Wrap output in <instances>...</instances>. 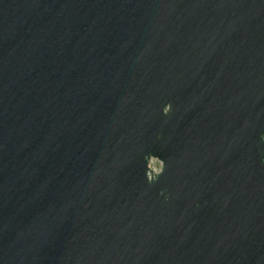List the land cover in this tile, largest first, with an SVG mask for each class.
<instances>
[{
  "label": "water",
  "instance_id": "obj_1",
  "mask_svg": "<svg viewBox=\"0 0 264 264\" xmlns=\"http://www.w3.org/2000/svg\"><path fill=\"white\" fill-rule=\"evenodd\" d=\"M0 264H264V0H0Z\"/></svg>",
  "mask_w": 264,
  "mask_h": 264
},
{
  "label": "rangeland",
  "instance_id": "obj_2",
  "mask_svg": "<svg viewBox=\"0 0 264 264\" xmlns=\"http://www.w3.org/2000/svg\"><path fill=\"white\" fill-rule=\"evenodd\" d=\"M150 165H151L152 167H154L155 169H157V170L160 169V163H159L158 161H156V160H152V161L150 162Z\"/></svg>",
  "mask_w": 264,
  "mask_h": 264
}]
</instances>
